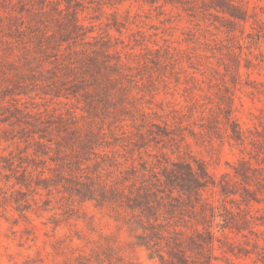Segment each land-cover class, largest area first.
<instances>
[{"label":"rangeland","instance_id":"374dc122","mask_svg":"<svg viewBox=\"0 0 264 264\" xmlns=\"http://www.w3.org/2000/svg\"><path fill=\"white\" fill-rule=\"evenodd\" d=\"M203 1L0 0V264H160L166 242L147 248L128 210L99 205L78 182H98V172L116 180L133 161L190 157L215 179L203 194L223 200L213 219L212 264H264V0H228L245 21L206 10ZM51 3L75 9L88 40L122 62L124 98L113 90L92 108L80 94L62 95L65 50L56 59L38 40L44 25L58 31ZM133 105L167 119L171 138L158 135L161 127L135 125ZM228 107L242 143L221 122L218 130L200 127L211 111L222 120ZM55 142L69 154L79 150L80 170L50 159ZM247 167L256 176L246 182L237 173ZM232 213L251 214L254 223L223 229Z\"/></svg>","mask_w":264,"mask_h":264},{"label":"trees","instance_id":"16d2710c","mask_svg":"<svg viewBox=\"0 0 264 264\" xmlns=\"http://www.w3.org/2000/svg\"><path fill=\"white\" fill-rule=\"evenodd\" d=\"M188 3L191 2L188 1ZM51 4L50 9L55 15L49 18L57 24L58 31L49 33V29L44 25L38 33L41 35L38 40L49 47L52 53H56V59L61 49L65 50L66 62L62 66L64 76L61 83L66 87L62 95L76 97L80 94L92 108L95 107L98 98L103 97L109 101L108 97L113 90L118 93V98H124L126 88L120 81L124 74L122 62L119 59L110 58L103 42L97 45L98 40L94 42L88 40L90 30L84 29L75 9L70 10L68 4L64 9L56 3ZM203 4L207 7L206 10L213 8L224 15L227 14L232 19L231 21L246 20L244 10L228 0H209L208 2L203 1ZM190 7L194 6L190 5ZM39 12L46 14L42 5L39 7ZM6 18L15 19V16L7 15ZM37 27L40 28L39 24ZM70 39L73 43L77 39L80 42L71 46ZM65 43H67L66 46H64ZM56 89L59 91H56L55 95L59 96L61 89L59 87ZM199 105L203 108V103ZM133 109L132 121L135 125L148 128V131L152 126L161 127L159 131H163V135L160 133L158 135L171 138L169 132L171 125L167 119L162 118L161 114L156 111H144L136 105H133ZM152 114L159 122L154 121ZM222 116L220 120L219 115L211 111L210 116L206 117L207 123L201 124L200 127L218 130V124L221 122L226 131L227 129L231 131L228 133L229 139L242 143L244 141L243 129L233 117L231 107L226 108ZM176 118L174 115L171 122L174 123ZM49 141L50 139L47 144H40L43 150L45 145H47L46 148H51ZM73 141L78 145L82 143L79 135L73 136ZM55 143L57 157L55 159L50 157V159L52 161L59 159L61 164L69 170L73 169V164L78 163V170H80L79 150L74 149L69 154L62 148L60 142ZM42 152L45 155L48 154V150ZM253 172H255L254 169L247 167L237 174L247 182L251 174L256 176ZM119 173L120 176L116 180H109L102 178V173L98 172L94 177L98 182L89 179V181H79L78 184L85 187L86 192L91 194L88 198L96 200L99 205L107 202L128 210L132 222L141 230L139 236L146 238L147 248L164 240L169 248L166 251V257L163 254L157 255L160 264H212L215 237L212 229L213 219L215 209L218 205H223L221 203L223 200L216 201L203 194L207 188L215 186V179L208 172L204 162L191 157L170 163L167 160L153 161L150 158L139 162V166L133 161ZM227 175V173L222 175L224 183L228 182ZM86 178H88L87 175ZM47 179L48 177L42 178V180ZM82 190L79 188L77 195H81ZM180 219L184 223H180ZM225 220V224L221 226L223 229H235L239 232L244 229L243 226L254 223V217L251 214L238 218L232 213ZM188 228L191 230L188 231Z\"/></svg>","mask_w":264,"mask_h":264}]
</instances>
